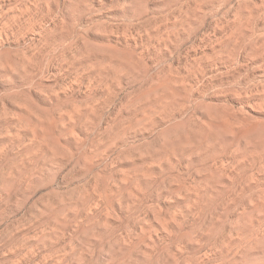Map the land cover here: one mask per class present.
Listing matches in <instances>:
<instances>
[{
  "label": "clouds",
  "instance_id": "9594fccd",
  "mask_svg": "<svg viewBox=\"0 0 264 264\" xmlns=\"http://www.w3.org/2000/svg\"><path fill=\"white\" fill-rule=\"evenodd\" d=\"M0 264H264V0H0Z\"/></svg>",
  "mask_w": 264,
  "mask_h": 264
}]
</instances>
